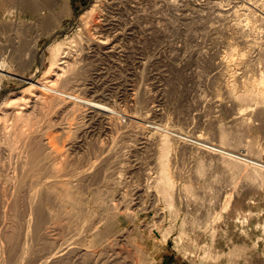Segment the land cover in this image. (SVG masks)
<instances>
[{
	"label": "rangeland",
	"instance_id": "1",
	"mask_svg": "<svg viewBox=\"0 0 264 264\" xmlns=\"http://www.w3.org/2000/svg\"><path fill=\"white\" fill-rule=\"evenodd\" d=\"M32 1L33 2H31V0H0V62H5L8 69L11 71L10 75H12L13 77L12 78L11 76L10 77L0 76V86L2 88L0 90L1 101L4 100L2 98L6 97L8 92H18V91L20 92L22 89L28 87L27 82L29 81L24 83L21 81V79L24 78L28 79L29 77L35 76L34 80L36 81L38 79L43 78L45 72L50 67L51 52L47 49V46L50 44L52 40H57L60 43L66 44L65 46H77L79 50L77 49L78 50L77 52H73L71 59L78 60L79 62L78 64V67L80 69L79 78L81 79L82 82L84 80L89 79L90 77L91 79L94 78L92 80L95 81V83L97 84L96 86L99 89H102V91L101 90L100 91L104 93L103 95L106 97L102 101L103 103H107L106 101H108L109 103L107 104H109V106L111 105L114 106L115 103L114 108L117 107L116 105H119L118 107H120V108L117 107V110L119 109L123 111L125 110V112L131 114L135 112V114L133 115L139 116L138 114L141 113L140 111L141 109L140 110L134 109L135 105L133 104L134 102L132 98H133V94L138 90V87L140 88L142 86L141 87L142 89L144 90L147 89L146 94L148 93L149 99H151V101L153 100L154 102H156V105L160 104L158 109L160 110L161 113L165 114L163 116L164 118L158 117L156 119L158 120L156 121V123H159L161 124V126L170 128L172 130H178L179 132H182L186 135H199L198 134L199 132L204 133L207 137H209V139H211L210 140L211 142L213 143L215 142L216 144H219L221 142L219 136L220 131H225L228 135V138L225 140L226 148L232 149L237 154L242 153L243 155H245L247 153L249 156L257 159V161L264 163V114L254 113L247 117V122L251 126L249 131H243L239 126H236L233 123V120L238 116L240 117L241 115L246 114L247 110L249 111V112L247 111V113H250V110H252L254 106L249 108L246 106L240 107L239 105L233 110L232 108H228V109L223 108L222 110V108L216 107L214 103L215 100L213 99L215 98V95L219 97L218 94L221 95L222 92L218 91L219 89L217 88V85L214 84L213 81L209 78L210 76H212L210 69L211 67L210 64L212 63H210L209 59L205 60L206 58H203L204 56H202L203 52H208L210 56L211 54H215V52L216 53L221 52L220 50L221 48L222 49V53H220L221 56L226 57L227 55L229 56L230 54V58L228 59L232 58L231 60L234 61L233 64H235L236 62L234 68L235 71L237 72H234L233 76L230 77L231 80H234V77L237 75V73H238L237 75L238 80L242 82L251 80V77L252 79L254 77H255L254 79L256 78L258 79L259 76L263 74L262 72H264V61H263L264 58L261 61L258 59L259 62L256 61L257 63L256 62L252 63V66L249 63L243 65L244 67L247 65L246 66L247 70L244 69V67L240 63L241 62L243 63L245 59V58L243 59V57H246V56H242L243 53L246 54L245 52L246 50H248L247 45L243 43L245 40L253 41L256 38L254 42L259 43V41H261L260 45H262V47L264 46V40H263L264 22L263 20H261L263 22L262 23L260 19L258 20L256 18L257 14L260 15L261 13V16L264 15V0H259V2L258 0H248V1L221 0L222 2H219L220 0H218V2L217 0L216 1L215 0H206V1L205 0H173L175 2L178 1V3L177 2L176 3L177 4L180 3L179 6L181 5L182 6L181 7L178 6L177 9H172V10L168 9L169 11H167V7L164 5V2H162V0L161 1L142 0L143 6L141 5V9L142 10L144 9L145 12L143 10V12H141L140 14L144 13L145 19L144 18L140 19L138 21L139 23L135 21V19L133 20L135 21L134 24L137 25V26L134 25L135 28H133L134 29L133 32L131 31L129 32L127 31V29L128 27H130L129 22H131L130 21L131 17L134 18L136 16L134 15L136 13L132 12L130 8V5H133L134 1L136 0H132V1L131 0H121V1L120 0H32ZM113 1L114 3H112ZM34 2L36 3L35 5ZM126 2H130V3H126ZM210 2L212 3L215 2V3L211 4ZM162 3L164 8L162 6H158V4L161 5ZM209 3L212 7L211 8L209 6L210 10H208ZM183 4L186 6V8ZM109 5H111L112 7ZM217 5H219L220 7ZM36 6H39L38 9H35ZM94 6L97 7L94 8ZM116 6L117 8H119L120 11L115 10L117 9ZM158 7L161 8L158 9ZM183 7L185 9H183ZM188 7L189 9L191 7H194L191 8V10L197 9L200 10V12L202 11L203 14L197 10L196 13L193 10L190 11L188 10ZM213 7L215 8V11H212L214 10ZM204 8H206L205 11L203 10ZM216 8H219L220 10ZM223 8H224V12H223ZM225 8H228L226 9L227 11L225 10ZM125 9L127 10L125 11ZM230 10L232 13L230 12ZM128 12H131L132 14ZM187 12L191 16L195 15L196 17L197 16L202 17L203 22H205L206 18L209 19L210 15L213 16V14L215 15L218 12H219L218 14L223 13L224 17H220L218 14H216V16L212 18L213 21L210 18V21L212 22L211 24L209 20H206L205 25L203 22L198 21L199 22L198 24H200V26H198V24L196 23L194 24V27L188 28V26L185 25L183 28L184 25L183 21H181V26H180L179 23L180 20H178L176 15L178 17L181 14L189 15ZM226 12L229 18L227 17ZM251 12L253 14L249 15V13ZM104 13H107L108 16L111 15L110 17L113 16L115 17V15H117L115 18L117 17L120 18L119 19L120 21L118 22L120 29H118L116 32L115 30L104 31L103 29L104 27L102 26L103 28H101V25L102 24L104 25V22L100 21L102 20V16L104 15ZM174 13H176V15ZM173 16L176 18L173 19ZM248 17L251 18L250 21H248L249 19ZM234 18L236 19L234 20ZM226 20L229 21L228 24L227 22L225 23ZM174 22L179 23V24L177 23L178 27L180 26L179 29L176 30L172 28L174 26L173 25ZM216 22L218 23V25ZM260 23L262 24L263 27L262 26L259 27V25H261ZM160 24L161 25L163 24V26H161ZM164 25H166V27ZM206 25H208L207 27L210 28L206 29L207 28ZM140 26L142 28L141 29L142 31L139 29ZM159 26L160 29H162L166 33V35L164 32L162 34L161 32H157L155 30H153V32L151 30H148V28L151 27L152 28L158 27L159 29ZM212 26L215 27L218 26L224 29H220L218 27L212 29L211 28ZM224 26L228 27L229 29L225 28ZM95 27L99 32L98 34ZM121 27L123 29H121ZM185 28L187 31H185ZM217 28L219 29V31L220 30L221 31L219 32ZM99 29L100 30L102 29L103 32L102 30L100 31ZM189 29H191L192 31H190ZM194 29L195 30L198 29L196 31L197 33L193 31ZM211 29L213 31L215 30L216 32L214 31L213 34ZM118 31H120L119 33L122 34L123 33L125 34L127 32L126 35L123 37L124 39L121 40L120 38H117L118 36L117 37L114 36V39L112 38L113 35L118 33ZM186 32H188L187 35ZM207 32L209 34H207ZM193 34H196L198 36L197 38H195L196 40L193 41L194 44L192 42L193 39L191 38ZM228 34L229 37L227 36ZM98 35L99 36L107 35L108 37L105 38L103 36L102 39ZM185 35L187 36L188 40H186ZM199 36L202 38H199ZM213 36H215L216 39ZM208 37H210V39ZM246 37L249 38L247 39ZM259 37L261 40L259 39ZM184 38L186 41H183ZM207 38L211 42L209 40L206 41ZM225 38L226 39L228 38L230 42L227 41L228 39L226 40ZM79 39L82 40L80 44H79ZM198 39L201 40L202 42H200ZM218 39H220V41ZM231 39L235 41L232 43ZM98 40L99 41L106 40L108 41V43L113 41L110 44L113 45L114 43L115 44L119 43L118 45L119 47H117V49L114 51L115 54L113 52L109 54L107 53L108 52L107 49L101 47L97 48L94 45L93 42L95 41L98 42ZM207 42H209V44ZM225 44L226 46L228 45L230 49L226 48ZM210 45H212L214 48L217 49L213 50L212 46ZM174 46L175 48H173ZM194 46L197 47L194 48ZM203 47L207 51L203 50L204 49ZM210 47L212 48V50ZM74 49L76 51L75 47ZM231 49L232 51L234 50L235 52L232 53ZM185 50L187 51V53ZM226 50L229 51V54H227L228 52ZM36 51H39L37 55L35 54ZM116 51L118 53H116ZM193 51L194 53H192ZM223 51H226L227 53L226 52L223 53ZM41 54L43 55L41 56ZM199 55L202 56V60H204V62H202L201 56ZM254 55H255L254 57H258L257 53H255ZM194 56L197 58H195ZM146 59H148L147 65H145L144 67L140 64V62H146ZM238 68L239 69L243 68V69L239 70ZM196 73L198 75H195ZM255 73L259 74V76L256 75ZM56 79L57 77L52 78V80H56ZM240 83L241 82H238L239 87L240 85L242 86V83L241 84ZM213 85H215L214 87H216V89L213 87ZM59 86H63V83L60 82ZM197 86L201 88L199 89V87ZM205 96L208 98L206 99ZM29 105L31 106L33 105V103ZM237 108L239 109L237 110ZM87 111L84 112L85 115L84 114H82V116L78 115L74 120L70 117L72 111H69L68 109L65 108H59L56 106H51L48 108H41V109L28 108L26 111L27 113H30L29 116L30 124L24 128L26 133L30 132L38 136L45 135L44 137L46 136L52 137L54 143L59 148V150L61 152L63 151L64 153L67 152V155L70 157V159L68 157V161H69L68 164L66 162L67 159L66 153L65 154L62 153L64 156L63 155L58 156L60 171L66 168L64 172L63 171L62 172L59 171V172L61 173V176H63L64 173L65 176L71 175V177H74V179H72L69 176L66 177L67 179L64 178V180L60 181L62 177L59 174L60 180L59 179L57 180L59 181V183L60 182L61 183L58 185L59 186L62 185L64 182H67L66 180H69L70 178L71 179L69 182H72L73 180H75V176H77L75 175V171L79 172L84 169H88L93 164L95 167L96 166L98 167V169L94 167L96 171L102 169V171L105 172L106 174L108 171L109 173L110 171L112 173V172H117L119 170H132L133 173L136 172L137 173L131 177L128 175V176H124L125 178L122 177L119 179H117L116 177H109V173L106 175L107 176L106 178L104 176L102 177V175L96 177L94 176L93 178L92 176H88L89 178L79 176L80 178L77 177L79 179L76 178L78 181L75 180L77 185L74 183V181L72 183L73 185L71 186V188L74 185L75 188L73 187L74 188L73 190L69 188L66 189V190L68 189L71 190L70 192L66 191L63 193V192H59L61 191L59 190V191H55V193L57 192L58 195L55 194L54 192H52L51 195L52 194L55 195L51 196L50 194H48L52 198L55 197L54 198L55 200H59V198H61L62 196L66 197L67 195H69L67 196L68 198L69 197L72 198L73 196L76 197V198L73 197L72 199L62 197V199H64L66 202L62 199L59 200V202H56L54 199L51 198L52 200L55 201V202H51V199L48 196L53 208L51 209V207H49V209L52 210V211L49 210V212L51 213L57 212L58 214L59 211L60 212L65 211L68 213V215L70 214V216H67L66 214H62V216L63 215L64 216L61 217V214L59 212L58 214L59 216L56 218L59 220H57L56 223L54 222L55 224L51 223V225L53 224V226L48 224V226H51V228L54 229V230L52 229V231L54 232H50V234L55 235L56 233L55 236H52L56 240L54 245L55 251H59L58 255L62 253L61 257L64 260V261L62 260V262H60L59 264H109V263L110 264H264V171H256V170L248 169L246 167H238L237 165L229 161H224V160L221 161L215 157L210 158L209 156L207 157L201 155L200 153L197 152V150H194L192 148L190 149L189 147L177 145V147H179V149L181 147V149L179 150L177 148V150H175L176 152H174L173 156L171 157L172 162L170 163V170L177 184L176 190L177 189L180 190L177 192L175 191L176 192L174 196L175 205L172 207V210H170V208L166 205L165 200H162L164 197L162 196L161 193H160L161 195H159L157 190L156 192H154L155 188L152 189L151 187L148 189L146 187L147 185H144L147 184V182L146 179L143 178L142 174L145 172L152 174L156 172V170L158 169L157 166L158 163L157 161L155 162L156 148L151 146L145 147L144 144H140L141 142H143V140H141L143 138V135L147 137V134L149 136L152 133H148V131H144V130H142V132L144 131L142 133L141 129L139 127L137 128L136 126L131 127L129 129H123L122 131L120 130L121 132L117 131L118 133H116L114 132V130H107L106 128L104 129L103 127L104 124H102L101 127V124H99L101 117H99V119L97 117L94 118L96 121L93 125L90 126L87 121L89 120L90 116H92V113H89L90 111L89 112ZM78 113H83V112L81 111ZM11 122L12 121H9L8 123ZM126 122H127V118H123L121 120L122 124H126ZM8 123L5 122L6 125ZM50 123L51 124L54 123L52 124L54 128L50 126ZM81 123H83L84 125H82ZM95 124L97 126H95ZM80 126L82 127L80 128ZM79 128L80 131L78 132ZM17 129L18 128H16V130ZM136 129H138V132ZM70 131H72L73 133H71ZM75 131L78 132V133L76 132L78 135L75 133ZM96 131H100V132L98 133ZM111 131L112 133L115 134H111ZM103 132H105V134ZM92 134H94L95 137ZM80 136L82 138H80ZM92 137H94V139H92ZM97 137H101V138L98 139ZM102 138H107L108 140L107 139L103 140ZM100 140L101 142H99ZM137 141L139 144L137 143ZM22 144H23V140L17 143L18 148L14 149L13 151L14 159L11 161L12 165L7 166L6 173L11 176L14 175V172L16 170L15 166L18 157L17 155L20 153ZM80 144H84L85 146ZM82 146L86 147V149L83 148ZM247 146H249V152L243 149L245 147L246 149H248ZM72 147L74 148V150ZM65 148L66 149L69 148V149L66 150ZM82 149L84 150L82 151ZM96 149L99 150V152ZM86 150H89L90 153ZM85 151L87 155L89 153L88 155L89 158L84 153ZM103 152L105 153L103 154ZM82 153H84L85 155ZM96 153L98 154L100 153L102 155H99V158L97 159H93L97 157V156L93 157L94 155H96ZM80 155L82 157L81 159L79 158ZM103 155L106 156L104 157L107 158L106 160H102ZM108 155L110 158L109 160H108ZM117 155L118 157H116ZM74 156H78V158ZM61 157L62 159L63 157L64 159L66 158L65 162L64 160L62 161V159H60ZM77 159H80L81 161L80 160L78 161ZM113 159L116 161L118 160L120 162H115ZM59 160H61L64 164L65 163L66 164L62 165L63 163ZM96 160H99V163L104 161L105 163H100L99 165V163ZM106 161L107 162L109 161V164H107ZM95 162H97L98 165ZM102 164H107V166L109 165L107 171H104V169L105 170L107 169L106 168L107 166L106 165L103 166ZM60 165H62L63 168H61ZM125 166L126 168H124ZM78 167H80V169ZM109 167H111V169ZM69 172H71V174ZM73 174L74 176H72ZM100 176L101 178H99ZM107 178L108 179L112 178V179H109L110 181H108ZM114 178H116L118 182ZM114 180H116V182ZM119 180H121L120 182H122V184L119 183ZM46 182L47 181L43 182L44 187L45 185L48 186ZM150 182L152 181L150 180L149 183ZM78 185H80L81 187H79ZM115 185L118 188L113 190ZM76 186L77 188L79 187L78 191H76L77 190ZM135 187L137 189H141V188L143 189L139 190L138 192L136 191L137 189ZM46 192L47 190H44L45 194ZM67 192L68 193L72 192L73 195L72 193L67 194ZM61 193L63 194L61 195ZM122 193L126 194L125 199L127 198L129 201L127 199L123 200L122 198H120L122 197L121 196ZM139 194L142 196L138 198ZM157 196L158 198H156ZM73 199H74L73 201L74 203L72 202V204H70L71 203L70 200ZM112 199H114V203L118 205V209L120 210L119 214L120 213L121 214L119 215V218L114 219V221L108 222L106 221V219L110 217V213L107 212L108 209H110L109 203L111 204L110 200ZM75 200L77 201L75 202ZM67 202H70L69 205ZM59 204L61 206L64 205L65 207L63 206L64 207L63 208ZM72 205L73 206L76 205L74 207L76 208L75 211L74 208H72L73 207ZM96 205L98 206L96 207ZM54 208H56V211L54 210ZM69 209L70 211H68ZM96 211L99 213H97ZM49 212L46 213L48 214ZM80 212H82L81 215ZM71 213L72 214L75 213V214L72 215ZM79 215L80 217L83 215L81 217L82 219L79 218ZM70 217L71 219H69ZM87 217H89L88 220ZM84 219H85V223L83 222ZM94 219L95 221L96 220L97 221L95 222ZM79 221L81 222L79 223ZM86 221L90 223V224L88 223L89 225H91L92 223V226L95 229H100L103 232L107 233L110 236L109 238L110 241L108 242L105 241L104 244L101 241L100 244V241L93 239L94 237L92 231L91 233L89 231L90 228L93 227L88 225V227L90 228H85L87 227V225H85L87 224ZM51 228L49 227L50 231ZM84 228L86 229V231H84L85 237L82 234L83 233L82 231L85 230ZM152 228L153 229L158 228L161 230L169 229L171 232L168 239L166 241H163V239L156 238L155 235L152 234L151 232V230H153ZM80 230L81 232L79 233L78 231ZM60 231H62L63 233ZM92 240L95 242H93ZM97 242L99 243V245ZM59 244H61L63 248ZM107 244L110 246H108ZM118 245L120 246L118 247ZM78 248L87 251L88 256L86 255L84 258H81L83 256L81 255V253H79ZM46 253H48V251L45 252V254Z\"/></svg>",
	"mask_w": 264,
	"mask_h": 264
},
{
	"label": "bare ground",
	"instance_id": "2",
	"mask_svg": "<svg viewBox=\"0 0 264 264\" xmlns=\"http://www.w3.org/2000/svg\"><path fill=\"white\" fill-rule=\"evenodd\" d=\"M121 1V0H120ZM132 1V0H131ZM144 1V0H143ZM148 1V0H147ZM157 1V0H156ZM161 1V0H160ZM206 1V0H205ZM216 1V0H215ZM226 1V0H224ZM230 1V0H229ZM248 1V0H247ZM31 2H33L31 0ZM162 2H164V5L167 7V11H169L170 9H177L178 6L180 5L177 4L178 1H169V0H162ZM181 2V1H180ZM187 2V1H186ZM191 2V1H190ZM189 2V3H190ZM195 2V1H194ZM209 2V1H208ZM207 2V4H208ZM218 2V0H217ZM219 2H222L221 0ZM237 2V1H236ZM259 2V0H258ZM114 3V1L112 2ZM126 3H130V2H126ZM182 3V2H181ZM192 3V2H191ZM211 4L215 3V2H210ZM208 5V10H210V7L211 5ZM240 3V2H239ZM244 3V2H243ZM249 3V2H248ZM247 3V4H248ZM36 3L34 2V5ZM41 4V3H40ZM157 4V3H156ZM160 4V3H159ZM158 6H162L163 7V3L161 5ZM196 4V3H195ZM220 4V3H219ZM228 4V3H227ZM32 5V4H31ZM141 5H142V0H136L134 1V4L133 5H130V8H131V11L136 13L134 15H136L134 18L131 17L130 21L129 22V26L127 31H131L133 32L135 28L134 27V22L135 21H139L140 19L144 18V13L140 14L141 12H143V10L141 9ZM184 5V4H183ZM216 5V4H215ZM221 5V4H220ZM225 5V4H224ZM261 5V4H260ZM111 6V5H109ZM125 6V5H124ZM143 6V5H142ZM182 6V5H181ZM179 6V7H181ZM185 6V5H184ZM188 6V5H187ZM197 6V5H196ZM203 6V5H202ZM210 6V7H209ZM219 6V5H217ZM222 6V5H221ZM241 6V5H240ZM39 6H36L35 9H38ZM97 7V6H94V8ZM112 7V6H111ZM127 7V5H126ZM155 7V6H154ZM157 7V6H156ZM201 7V6H200ZM204 7V6H203ZM220 7V6H219ZM236 7V5H235ZM117 8V6H116ZM124 8V7H123ZM161 8V7H158V9ZM164 8V7H163ZM162 8V9H163ZM186 8V6H185ZM183 7V9H185ZM191 8H194V7H191ZM191 8L189 9L188 7V10L190 11H195L196 13V10L192 9ZM212 8V7H211ZM214 8V7H213ZM114 9V8H113ZM166 9V8H165ZM164 9V10H165ZM169 9V10H168ZM180 9V8H179ZM182 9V8H181ZM201 9V8H200ZM216 9H219V8H216ZM228 9V8H225V10ZM249 9V8H248ZM107 10V9H106ZM105 10V11H106ZM111 10V9H109ZM115 10H119V8L115 9ZM127 9H125L126 11ZM161 10V9H160ZM162 10V11H164ZM204 11L206 10V8L203 9ZM220 10V9H219ZM217 10V11H219ZM257 10V9H255ZM124 11V10H123ZM150 11V10H149ZM180 11V10H179ZM184 11V10H183ZM200 12V10H197ZM212 11H215V8L214 10ZM216 11V12H217ZM227 11V10H226ZM251 11V10H250ZM254 11V10H253ZM252 11V12H253ZM259 11V10H257ZM261 11V10H260ZM102 12V11H101ZM110 12V11H109ZM115 12V11H114ZM145 12V10H144ZM160 12V11H158ZM172 12V11H171ZM175 12V10H174ZM198 12V13H199ZM209 12V11H208ZM221 12V11H219ZM218 12V13H219ZM223 12H224V8H223ZM231 12V10H230ZM229 12V13H230ZM244 12V11H243ZM249 13V15L253 14V13ZM263 12V11H262ZM117 13V12H116ZM119 13V12H118ZM128 13H131V12H128ZM177 13V12H176ZM176 13H174L176 15ZM183 13V12H182ZM188 13V12H187ZM190 13H193V12H190ZM202 13V11L200 12ZM199 13V14H200ZM216 13V14H218ZM228 13V14H229ZM232 13V12H231ZM256 13V12H255ZM259 13V12H258ZM122 14V13H121ZM125 14V13H124ZM132 14V13H131ZM159 14V13H158ZM173 14V15H174ZM178 14V13H177ZM181 14V13H180ZM179 14V15H180ZM189 14V13H188ZM203 14V13H202ZM201 14V15H202ZM212 14V13H211ZM216 14L213 16L210 15V18L211 20L213 21V17L216 16ZM174 15V16H175ZM193 15V14H192ZM200 15V16H201ZM206 15V14H205ZM220 17H224V14L223 13H220L218 14ZM217 15V16H218ZM226 15H227V12H226ZM225 15V16H226ZM238 15V14H237ZM255 15V14H254ZM102 16V15H100ZM111 16V15H110ZM107 15V13H104V15L102 16V22H104V25L102 24L101 25V28L104 29V31H109V30H115V32L120 29L119 28V19L120 18H115L117 15H115V17H110ZM150 16V15H149ZM173 16V19L174 18H178L179 23H180V26H181V21H183V28L184 26H188L189 27H194V24H198L199 22H203V18L202 17H196L195 15L194 16H191L190 14L189 15H184V14H181L179 17L176 15V17ZM209 16V15H208ZM212 16V17H211ZM218 16V17H219ZM230 16V15H229ZM245 16V14H244ZM164 17V15H163ZM172 17V16H171ZM228 17V15H227ZM252 17V16H251ZM99 18V17H98ZM160 18V17H159ZM166 18V17H165ZM206 18V17H205ZM204 18V19H205ZM210 18L206 20H209L210 21ZM229 18V17H228ZM248 21H250V17H248ZM258 20L260 19L263 20L264 22V15L261 16V13L260 15L257 14V17H256ZM135 19V21H133ZM145 19V18H144ZM170 19V17H169ZM222 19V18H221ZM236 18H234L235 20ZM247 19V18H246ZM253 19V18H252ZM256 19V20H257ZM165 20V19H164ZM177 20V19H176ZM205 20V22H206ZM224 20V18H223ZM155 21V20H153ZM158 21V20H157ZM199 21V22H198ZM217 21V19H216ZM170 22V21H169ZM205 22L204 25H205ZM208 22V21H207ZM222 22V21H221ZM227 22L228 24V20L225 21V23ZM247 22V21H246ZM262 22V21H261ZM262 22V23H263ZM139 23V22H138ZM155 23V22H154ZM167 23V22H166ZM175 23V22H174ZM173 23V27L174 29H179L178 27V24ZM209 23V22H208ZM212 22L210 21V24ZM217 23V22H216ZM250 23V22H249ZM100 24V23H99ZM122 24V23H121ZM120 24V25H121ZM147 24V23H146ZM159 24V23H158ZM157 24V26H158ZM170 24V23H169ZM172 24V23H171ZM177 24V25H176ZM261 24V23H260ZM264 24V23H263ZM125 25V24H124ZM141 25V24H140ZM161 25V24H160ZM203 25V24H202ZM203 25V26H204ZM215 25V24H213ZM218 25V23H217ZM223 25V24H221ZM100 26V25H99ZM103 26V27H102ZM137 26V25H135ZM142 26V25H141ZM140 26V30L142 29ZM144 26V25H143ZM156 26V25H155ZM163 26V24L161 25ZM166 27V25H164ZM198 26H200V24H198ZM208 25H206L207 27ZM210 26V25H209ZM229 26V25H228ZM241 26V25H240ZM262 26L259 25V27ZM264 26V25H263ZM262 26V27H263ZM196 27V26H195ZM202 27V26H201ZM200 27V28H201ZM218 27V26H216ZM215 26H212L211 28H216ZM225 28L229 29L228 27L224 26ZM232 27V26H231ZM235 27V26H234ZM261 27V28H262ZM96 28V27H95ZM100 28V27H98ZM126 28V27H125ZM154 28V27H153ZM152 27L151 28H148V30H151L153 32V30L157 31V32H161L163 34V30L160 29V26H159V29L158 27L154 28L153 29ZM182 28V29H183ZM187 28V27H186ZM185 28V31H187ZM187 28V29H188ZM197 28V27H196ZM195 28V29H196ZM210 28V27H209ZM208 27L206 29H209ZM220 28V27H218ZM217 28V30L219 31V29ZM240 28V27H239ZM238 28V29H239ZM245 28V27H244ZM260 28V30H261ZM121 29H123L121 27ZM181 29V28H180ZM193 30V31H197V30ZM205 29V30H206ZM211 29V31L213 32L214 34V31ZM220 29H224V28H220ZM259 29V28H258ZM100 30V29H99ZM102 30V29H101ZM100 30V31H101ZM139 30V31H140ZM144 30V29H143ZM169 30V29H168ZM190 31H192L191 29H189ZM204 30V31H205ZM259 30V31H260ZM96 31H97V34L99 33L97 28H96ZM142 31V30H141ZM140 31V32H141ZM150 31V32H151ZM184 31V32H185ZM207 31V30H206ZM209 31V30H208ZM221 31V30H220ZM219 31V32H220ZM226 31V30H225ZM233 31V30H232ZM241 31V30H239ZM103 32V30H102ZM120 31H118L117 34L113 35V39H114V36L117 37V38H120L121 40L124 39L123 37L126 35V33L122 34V33H119ZM181 32V31H180ZM183 32V33H184ZM199 32H202V31H199ZM216 32V31H215ZM243 32V31H242ZM241 32V33H242ZM251 32V31H250ZM258 32V31H257ZM114 33V32H112ZM139 33V32H138ZM145 33V32H144ZM149 33V32H148ZM165 33V32H164ZM191 33V32H190ZM197 33V32H196ZM205 33V32H204ZM229 33V32H228ZM238 33V32H237ZM254 33V32H253ZM256 33V32H255ZM264 33V32H263ZM111 34V33H109ZM108 34V35H109ZM122 34V36H121ZM129 34V33H128ZM127 34V35H128ZM133 34V33H132ZM130 34V35H132ZM150 34V33H149ZM148 34V36H149ZM168 34V33H167ZM181 34V33H180ZM188 34V32H186V35ZM207 34H209L207 32ZM218 34V33H217ZM235 34V33H233ZM232 34V35H233ZM261 34V33H260ZM120 35V36H119ZM144 35V34H143ZM142 35V36H143ZM151 35V34H150ZM166 35V33H165ZM184 35V34H183ZM185 35V36H186ZM191 35V34H190ZM189 35V36H190ZM200 35V34H198ZM203 35V34H202ZM220 35V33H219ZM218 35V36H219ZM223 35V34H222ZM221 35V36H222ZM262 35V34H261ZM99 36V35H98ZM104 36V35H103ZM103 36H99L100 38H102ZM162 36V35H161ZM182 36V35H181ZM184 36V37H185ZM209 36V35H207ZM216 36V35H215ZM215 36H213L215 38ZM229 37V34L227 35ZM234 36V35H233ZM239 36V35H238ZM244 36V35H243ZM247 36V35H246ZM98 37V38H99ZM105 38L108 37L107 35L104 36ZM129 37V36H128ZM134 37V36H133ZM168 37V36H167ZM166 37V38H167ZM191 37V36H190ZM198 36L196 34H193L192 35V42L194 40H196L195 38H197ZM217 37V36H216ZM225 37V36H224ZM223 37V38H224ZM237 37V35H236ZM99 38V39H100ZM151 38V37H150ZM155 38V37H154ZM164 38V39H166ZM186 40L187 39V36L185 37ZM184 38L183 41H186ZM189 38V37H188ZM199 38H202L199 36ZM204 38V36H203ZM210 39V37H208ZM207 38L206 41H208L209 39ZM212 38V37H211ZM232 38V37H230ZM245 38V37H244ZM247 38V37H246ZM249 38V37H248ZM247 38V39H248ZM262 38V37H261ZM95 39V38H94ZM93 39V40H94ZM97 39V38H96ZM103 39V38H102ZM110 39V38H109ZM112 39V40H113ZM129 39V38H128ZM143 39V38H142ZM177 39V38H176ZM179 39V38H178ZM216 39V38H215ZM222 39V38H221ZM226 39V38H225ZM228 39V38H227ZM226 39V40H227ZM241 39V37H240ZM256 39V38H255ZM254 39V40H255ZM260 39V37H259ZM108 40V39H107ZM118 40V39H117ZM191 40V39H189ZM199 40V39H198ZM197 40V41H198ZM220 41V39H218ZM232 40V43L235 41ZM238 40V39H237ZM251 41V40H245L243 43L247 45V49L246 50V54L243 53L242 56H246V57H243L244 61L243 63L241 62L240 64L245 65V64H251L252 66V63L254 62H259L258 59L261 61L263 60L264 58V46L262 47V45H260V42L259 43H256ZM261 40V39H260ZM264 40V39H263ZM82 40L79 39V44ZM88 41V40H87ZM109 41V40H108ZM108 41H95L93 42L94 45L99 48H105L107 49V53H111L117 49V47H119V43L118 44H113L111 45L110 43H108ZM200 42H202L201 40H199ZM198 41V42H199ZM205 41V39H204ZM210 41V40H209ZM213 41V39H212ZM218 41V42H219ZM227 41L230 42V40L228 39ZM226 41V42H227ZM75 42V41H74ZM90 42V43H92ZM189 42V41H188ZM191 42V41H190ZM199 42V43H200ZM211 42V41H210ZM215 42V41H214ZM237 42V41H236ZM86 43V42H85ZM172 43V42H171ZM175 43V42H174ZM179 43V42H178ZM209 44V42H207ZM222 43V41H221ZM220 43V44H221ZM176 44V43H175ZM194 44V42H193ZM212 44V43H211ZM216 44V43H215ZM219 44V43H218ZM237 44V43H236ZM66 44H63V43H60L58 42L57 40H52L50 42V44L47 46V49L51 52V59H50V67L49 69L45 72L43 78L41 79H38V80H34L35 76H32V77H29L28 79H21L22 82H27L28 84V87L22 89L20 92H8V94L6 95V97L2 98L4 99L3 101L0 100V264H59L60 262H62V253L60 255L59 254V251H55V248H54V245H55V239L52 237V236H55V235H51L50 232H54L52 231L53 228H51V226H53V224L51 225V223H56L57 220L59 219H56L59 215V212L57 214V212H49L52 211L51 209L52 208V204L51 202H59V200L63 198H68L67 195L66 197L65 196H62L61 198H59V200H55L54 198L55 197H51L52 195H55L57 194V192L55 193V191H59V192H70L71 190L69 189H74L75 185L71 188V186L73 185V181L74 183L76 184L75 180L79 179L81 176L82 177H88V176H92V178L95 176H99V175H102V177L104 176L105 178L107 177L106 175L109 173V171L107 172V174L105 172L101 170H95L94 169V164L90 166V168L88 169H84L82 171H75V180H71L72 182H69L70 179H74V177H71V175H67L65 176L64 173H63V176H61V173L60 172H64V170L66 168H64V170L60 171V168H59V162H58V156H62L63 154L66 153V162L69 164V161H68V155H67V152H61L59 150V148L56 146V144L54 143V140L52 139V137L50 136H46L44 137L43 135L41 136H38V135H34L33 133H26L25 131V127L28 126L30 124V119H29V116H30V113H27V109L28 108H48V107H51V106H56V107H59V108H65V109H68L69 111H72L70 117L74 120L76 119V117L79 115V116H82V114H84L85 111L89 112V113H92V116H90L89 120L87 121L88 124L91 126L95 123V119L94 118H98L101 117L100 121H99V124H101V127H102V124H104V129L106 128L107 130H114V132L118 133V132H121L123 129H129L131 127H134L136 126L137 128L139 127L141 129V132L142 130L144 131H148V133H152L148 136L147 134V137H145L143 135V138L141 140H143V142H141L140 144H144L145 147L147 146H151V147H155L156 148V160L155 162L157 161L158 163V169L156 170V172L154 173H148V172H145L142 174L143 178L146 179V182L147 184H144V185H147L146 187L149 189L152 187L155 188L154 192H157L159 193V195L162 194V196L164 197L162 200H165V203L166 205L170 208V210H172V207L175 205L174 203V196H175V193L177 191H179L178 189L176 190L177 188V184L174 180V177H173V174L170 170V163L172 162L171 161V157L173 156L174 152H176L175 150H177V148L179 149V147H177V145H180V146H184V147H189L190 149H194V150H197L198 153H200L201 155H204V156H209L210 158L211 157H215V158H218V160H221V161H229L235 165H237L238 167H246L248 169H251V170H256V171H264V163H261L259 161H257V159L249 156L247 153L245 155H243L242 153H236L234 152L232 149H228L225 147V140L228 138V135L225 131H220V139H221V142L219 144H216L215 142H211L209 139V137H207L204 133H198L199 135H186L182 132H179L178 130H172L170 128H167V127H163L161 126V124L159 123H156V120L158 117H162L164 118L163 116L165 115L164 113H161L160 110L158 109L159 105H156V102H153L151 101V99H149V96H148V93L146 94V90L142 89L141 87L139 88L138 87V90L133 94V105L136 109V110H140L141 113H139L138 115L139 116H134L133 114L134 113H127L125 112V110H117V107L119 105H116L117 107L114 108L115 106V103H114V106L111 105L109 106V103L108 101H106L107 103H103L102 101L106 98L102 93V89H99L95 83L94 78L91 79V77L87 80H84L83 82L81 81V79L79 78L80 76V73H79V67H78V60H73L71 59L72 58V55H73V52H77L79 49L77 48V46H65ZM89 45V44H88ZM174 45V44H173ZM196 45H197V42H196ZM201 45V44H200ZM199 45V46H200ZM203 45V44H202ZM206 45V44H204ZM231 45V44H230ZM233 45V44H232ZM122 46V45H120ZM171 46V45H170ZM180 46V45H179ZM186 46V45H185ZM212 46V45H210ZM219 46V45H218ZM221 46V45H220ZM224 46V45H223ZM226 46V44H225ZM228 46V45H227ZM226 48H229V46ZM239 46V45H238ZM74 47L76 48V51L74 49ZM124 47V46H123ZM177 47V46H176ZM184 47V45H183ZM187 47V46H186ZM189 47V46H188ZM197 47V46H194V48ZM201 47V46H200ZM207 47V46H206ZM121 48V47H120ZM172 48V47H171ZM175 48V46L173 47ZM204 48V47H203ZM202 48V49H203ZM211 48V47H210ZM213 50L214 49H217V48H214L212 46ZM211 48V50H212ZM219 48V47H218ZM234 48V47H232ZM243 48V47H242ZM36 49V48H35ZM78 49V50H77ZM89 49V48H88ZM188 49V48H187ZM186 49V50H187ZM197 49V48H196ZM195 49V50H196ZM208 49V48H207ZM230 49V48H229ZM237 49V48H236ZM246 49V47H245ZM92 50V49H91ZM94 50V49H93ZM176 50V49H175ZM185 50V51H186ZM193 50V49H192ZM199 50V49H198ZM203 50H206L205 48ZM209 50V49H208ZM221 52H215V54H211V56L209 55L208 52H203V51H200V52H203L202 56H204L203 58H206L205 60H210V69H211V74L212 76H210L209 78L213 81L214 84L217 85V88L219 89L218 91H221L222 94H218L219 97H217V95H215V98L213 100L214 103H215V106L216 107H219V108H223L224 109H228V108H232V110L234 108H236L237 106L240 105L241 106H246V107H253L252 110H250V113H247L246 111V114L244 115H241L240 117L238 116L237 118H235L233 120V123L236 125V126H239L243 131H249L251 126L250 124L247 122V117L254 114V113H261V114H264V72H262L263 74H261L259 76V74H256L259 76V78L257 79H252L251 77V80H248L249 81H239L238 78H237V75L234 77V80H231L230 77L233 76L234 72H237L235 71V64H233V60L231 59H228L230 58V54H229V51H223L226 52L227 54H229V56L227 57H224V56H221L220 53H222V49L220 48ZM224 50V49H223ZM120 51V50H118ZM122 51V50H121ZM178 51V50H177ZM207 51V50H206ZM217 51V50H216ZM232 51V49H231ZM39 51H36L35 54L37 55ZM105 52V51H104ZM184 52V50H183ZM197 52V51H195ZM235 52L234 50L232 51V53ZM238 52V51H237ZM240 52V51H239ZM106 53V54H107ZM116 53H118L116 51ZM127 53V52H126ZM162 53V52H161ZM187 53V51H186ZM194 53V51L192 52ZM208 53V54H207ZM214 53V52H213ZM231 53V52H230ZM255 53H257V56L258 57H254ZM115 54V53H114ZM196 54V53H195ZM193 54V55H195ZM201 54V53H200ZM236 54V53H235ZM43 54H41L42 56ZM121 55V54H120ZM192 55V56H193ZM224 55V54H223ZM226 55V54H225ZM233 55V54H232ZM231 55V56H232ZM240 55V56H241ZM201 56V55H199ZM202 56H201V60H202ZM236 56V55H234ZM238 56V55H237ZM74 57V56H73ZM153 57V56H152ZM158 57V56H157ZM195 57V56H194ZM144 58V57H142ZM197 58V57H195ZM238 58V57H236ZM242 58V57H241ZM149 59V58H148ZM146 59V62H140V64L142 66L145 67V65H147V60ZM182 59V58H181ZM190 59V58H189ZM199 59V58H198ZM144 60V59H143ZM152 60V58H151ZM151 60H150V63H151ZM240 60V59H239ZM145 61V60H144ZM190 61V60H189ZM197 61V60H196ZM199 61V60H198ZM242 61V59H241ZM264 61V60H263ZM139 62V61H138ZM149 62V61H148ZM202 62H204V60H202ZM208 62V61H207ZM240 62V61H239ZM256 62V63H257ZM155 63V62H154ZM255 63V64H256ZM261 63V62H260ZM153 64V62H152ZM262 64V63H261ZM133 65V64H132ZM238 65V64H237ZM254 65V64H253ZM121 66V65H120ZM247 66V65H246ZM246 66L244 67V69L247 70ZM250 66V68H251ZM255 66V65H254ZM258 66V65H257ZM119 67V66H118ZM148 67V66H147ZM123 68V67H122ZM143 68V67H142ZM194 68V67H193ZM198 68V67H196ZM253 68V67H252ZM257 68V67H255ZM126 69V68H125ZM145 69V68H144ZM239 69V68H238ZM240 69H243V68H240ZM239 69V70H240ZM199 70V69H198ZM237 70V69H236ZM242 71V70H241ZM244 71V70H243ZM262 71V70H261ZM58 72V73H57ZM193 72V71H192ZM248 73V72H247ZM11 74V71L8 69L7 65L5 64V62H0V76L1 77H12ZM134 74V72H133ZM132 74V75H133ZM199 74H200V71H199ZM236 74V73H235ZM195 75H198L197 73ZM252 75V74H251ZM129 76V75H128ZM194 76V75H193ZM244 76V75H243ZM246 76V75H245ZM21 77V76H20ZM54 77H57L56 80H52V78ZM131 77V76H130ZM203 77V76H202ZM13 78V77H12ZM15 78V76H14ZM122 78V77H121ZM129 78V77H128ZM198 78V77H197ZM245 78V77H243ZM108 79V78H107ZM139 79V78H138ZM206 79V78H204ZM242 79V78H241ZM119 80V79H118ZM20 81V82H21ZM193 81V80H192ZM209 81V80H208ZM63 83V86H59V84ZM118 82V81H117ZM238 82H241L242 83V86L240 85L239 87V84ZM196 83V82H195ZM205 83V82H204ZM240 83V84H241ZM22 84V83H21ZM115 84V83H114ZM139 84V83H138ZM211 84V83H210ZM70 85V86H69ZM205 85V84H204ZM203 85V86H204ZM68 86V87H66ZM130 86V85H129ZM215 85H213L214 87ZM71 87V88H70ZM131 87V86H130ZM199 87V86H197ZM209 87V86H208ZM70 88V89H69ZM113 88V87H112ZM118 88V87H117ZM121 88V87H120ZM137 88V87H136ZM201 87H199L200 89ZM204 88V87H203ZM216 89V87H214ZM213 88V89H214ZM1 86H0V90H1ZM108 89V88H107ZM206 89V87H205ZM212 89V87H211ZM210 89V90H211ZM243 89V90H242ZM101 90V91H100ZM133 90V89H132ZM204 90V89H203ZM104 91V90H103ZM212 91V90H211ZM217 91V92H218ZM113 92V91H112ZM133 92V91H132ZM159 92V91H158ZM197 92V91H196ZM210 92V91H209ZM207 93V92H206ZM215 93V91H214ZM220 93V92H219ZM109 94V93H108ZM132 94V93H130ZM129 94V95H130ZM200 94V93H199ZM202 94V93H201ZM106 95V94H105ZM111 95V94H110ZM125 95V94H124ZM211 95V94H210ZM199 96V95H198ZM131 97V96H130ZM201 97V96H200ZM206 97V96H205ZM111 98V97H110ZM128 98V97H127ZM208 97H206L207 99ZM117 99V98H116ZM108 100V99H107ZM111 100V99H110ZM113 100V99H112ZM203 101V99H202ZM105 102V101H104ZM114 102V101H113ZM206 102V101H205ZM33 103V105H29ZM111 103V101H110ZM211 104V102H210ZM120 108V107H118ZM162 108V107H161ZM85 109V110H83ZM144 111H143V110ZM239 108H237L238 110ZM134 110V111H136ZM231 110V111H232ZM83 112V113H78V112ZM127 111V110H126ZM243 112V111H242ZM249 112V111H248ZM88 113V114H89ZM61 115V114H60ZM85 115V114H84ZM93 115H96V116H93ZM87 116V115H86ZM89 117V116H88ZM171 117V116H170ZM80 118V117H79ZM82 118V117H81ZM123 118H127V122L126 124H122L121 123V120ZM214 118V117H213ZM85 119V118H83ZM87 119V118H86ZM82 120V119H81ZM155 120V121H154ZM162 120V119H161ZM174 120V118H173ZM9 121H12L11 123H8ZM76 121V120H75ZM164 121V120H163ZM5 122H7L8 124L6 125ZM79 123V122H78ZM5 124V125H4ZM54 124V123H52ZM52 124L50 123V126H52ZM62 124V123H61ZM70 124V123H69ZM82 125H84L83 123H81ZM79 124V125H81ZM97 124V123H96ZM95 124V126H97ZM159 124V125H158ZM232 124V123H231ZM57 125V124H56ZM60 125V124H58ZM170 125V124H169ZM70 126V125H69ZM167 126H168V123H167ZM53 127V126H52ZM51 127V128H52ZM79 127V126H78ZM82 126H80L81 128ZM85 127V126H84ZM89 127V126H88ZM94 127V126H93ZM92 127V128H93ZM100 127V128H101ZM171 127V126H170ZM16 128H20L19 130ZM54 128V127H53ZM52 128V129H53ZM80 128L78 129V132L80 131ZM173 128V127H172ZM199 128V127H198ZM201 128V127H200ZM98 129V127H97ZM139 129V130H140ZM74 130V129H73ZM83 130V129H81ZM94 130V129H93ZM100 130V129H99ZM121 130V131H120ZM134 130V129H132ZM137 132H138V129H136ZM69 131V130H68ZM92 131V129H91ZM95 131V130H94ZM93 131V132H94ZM118 131V132H117ZM143 131V132H144ZM200 131V130H199ZM71 133H73L72 131H70ZM77 131H75L76 133ZM77 132V133H78ZM96 132H100V131H96ZM108 132V131H107ZM131 132V131H130ZM134 132V131H133ZM140 132V131H139ZM142 132V133H143ZM204 132V131H203ZM76 133V134H77ZM87 133V132H86ZM105 134V132H103ZM110 133V132H109ZM125 133V132H124ZM147 133V132H146ZM192 133V132H191ZM67 134V133H66ZM90 134V133H89ZM88 134V135H89ZM101 134V133H100ZM108 134V133H107ZM111 134H115V133H112L111 131ZM123 134V133H122ZM65 135V134H64ZM78 135V134H77ZM94 136V134H92ZM118 135V134H117ZM120 135V133H119ZM127 135V134H126ZM68 136V135H67ZM83 136V135H81ZM80 136V138H82ZM91 136V135H90ZM99 136V134H98ZM102 136V135H101ZM105 136V135H104ZM107 136H110V135H107ZM116 136V135H115ZM130 136V135H129ZM128 136V137H129ZM23 137V138H22ZM79 137V136H78ZM77 137V138H78ZM88 137V136H87ZM86 137V138H87ZM95 137V136H94ZM94 137H92V139H94ZM103 137V136H102ZM119 137V136H117ZM124 137V136H123ZM122 137V138H123ZM126 137V136H125ZM134 137V136H133ZM138 137V136H137ZM142 137V136H141ZM69 138V137H68ZM73 138V137H72ZM85 138V137H84ZM98 139L101 138V137H97ZM76 139V138H75ZM103 140L107 139V138H102ZM21 140H23V144H22V147L20 149V153L17 155V161H16V166H15V172H14V175H9L6 173V169H7V166H10L12 165L11 161L14 159V149L18 148L17 147V143L18 142H21ZM80 140V139H79ZM97 140V139H96ZM108 140V139H107ZM114 140V139H112ZM116 140V138H115ZM81 141V140H80ZM83 141V140H82ZM87 141V140H85ZM84 141V143H85ZM92 141V140H91ZM95 141V140H94ZM93 141V142H94ZM98 141V140H97ZM96 141V142H97ZM132 141H133V138H132ZM101 142V140L99 141ZM110 142V141H109ZM136 142V141H135ZM140 142V141H139ZM81 143V142H80ZM87 143V142H86ZM118 143V142H117ZM138 143V141H137ZM136 143V144H137ZM105 144V143H104ZM103 144V145H104ZM139 144V143H138ZM80 145H84V144H80ZM79 145V146H80ZM99 145V144H98ZM103 145H102V148H103ZM106 145V144H105ZM70 146V145H69ZM72 146V145H71ZM76 146V145H75ZM85 146V145H84ZM135 146V145H134ZM83 147V146H82ZM101 147V145H100ZM109 147V146H108ZM115 147V146H114ZM128 147V146H127ZM138 147V146H137ZM183 147V149H184ZM67 148V147H66ZM65 148V149H66ZM73 148V147H72ZM81 148V147H80ZM86 149V147H83ZM90 148V147H89ZM88 148V149H89ZM97 148V147H95ZM105 148V147H104ZM107 148V147H106ZM141 148V147H140ZM188 148V149H189ZM248 149L243 148L245 150H247L249 152V146H247ZM64 149V148H63ZM69 149V148H68ZM66 149V150H68ZM76 149V148H75ZM99 149V148H98ZM127 149V148H126ZM147 149V148H146ZM181 149V147H180ZM179 149V150H180ZM186 149V148H185ZM71 150V149H70ZM74 150V148H73ZM84 149H82L83 151ZM97 150V149H96ZM101 150V149H100ZM110 150V149H109ZM79 151V150H78ZM89 152V150H86ZM86 151L84 152L86 154ZM92 151H93V148H92ZM99 152V150H97ZM96 151V152H97ZM103 151V150H102ZM101 151V153H102ZM127 151V150H126ZM137 151V150H136ZM150 151V150H149ZM155 151V149H154ZM153 151V152H154ZM8 152V153H7ZM77 152V151H76ZM75 152V153H76ZM81 152V151H80ZM79 152V153H80ZM87 152V153H88ZM106 152V151H105ZM103 152V154L105 153ZM110 152V151H109ZM108 152V154H109ZM114 152V150H113ZM112 152V153H113ZM146 152V151H145ZM178 152V151H177ZM63 153V154H62ZM69 153V152H68ZM82 153V154H84ZM90 153V152H89ZM88 153V155H89ZM94 153V152H92ZM107 153V152H106ZM152 153V152H151ZM71 154V153H70ZM77 154V153H76ZM84 154V155H85ZM117 154V153H116ZM144 154V153H143ZM148 154V153H147ZM88 155L86 154V156L88 157ZM99 155H102V154H98L96 153V155H94L93 157H96V158H93V159H97L99 158ZM106 155V154H105ZM105 155H103V158L106 157ZM119 155V154H118ZM118 155L116 157H118ZM126 155V154H125ZM124 155V156H125ZM153 155V154H151ZM176 155V153H175ZM64 156V155H63ZM79 156V155H78ZM78 156H74V157H77ZM113 156V155H112ZM115 156V155H114ZM136 156V155H135ZM111 157V156H110ZM121 157V156H120ZM203 157V156H202ZM80 159L82 158L81 155L79 157ZM85 158V156H84ZM89 158V157H88ZM91 158V157H90ZM102 158V157H101ZM102 160H106L107 158H104ZM139 158V156H138ZM62 159V157L60 158ZM65 159L63 157L62 161L64 160L65 162ZM70 159V157H69ZM72 159V157H71ZM80 159H77L78 161ZM87 159V158H86ZM109 155H108V160H109ZM117 159V158H116ZM122 159V158H121ZM148 159V158H147ZM100 160V159H99ZM99 160H96L98 163H99ZM114 160V159H113ZM123 160V159H122ZM135 160V159H134ZM61 161V160H59ZM61 161V162H62ZM71 161V160H70ZM81 161V160H80ZM86 161V160H85ZM90 161V159H89ZM92 161V160H91ZM115 162H120V161H116L114 160ZM93 162V161H92ZM95 162V163H97ZM107 162V161H106ZM145 162V161H144ZM143 162V163H144ZM63 163V162H62ZM97 163V165H98ZM100 163H105L104 162H100ZM99 163V165H100ZM112 163V162H111ZM149 163V161H148ZM176 163V162H175ZM66 164V163H65ZM64 163L62 165H65ZM67 164V166H68ZM82 164V163H81ZM89 164V163H88ZM107 164H109V161L107 162ZM107 164H102L103 166H107ZM113 164V163H112ZM62 165H60L61 168ZM80 165V164H79ZM83 165V164H82ZM96 165V164H95ZM138 165V164H137ZM66 166V167H67ZM102 166V167H103ZM109 166V165H108ZM108 166L106 167L107 169L104 171H107L108 170ZM145 166V165H144ZM153 166H154V163H153ZM65 167V166H64ZM82 167V166H81ZM85 167V166H84ZM135 167V166H134ZM141 167V166H140ZM139 167V168H140ZM151 167V165H150ZM156 167V166H155ZM68 168V167H67ZM80 169V167H78ZM96 169H98V167L96 166L95 167ZM111 169V167H109ZM126 168V166L124 167ZM76 169V168H75ZM154 169V168H153ZM138 170V169H137ZM60 171V172H59ZM74 171V170H73ZM8 172V170H7ZM71 174V172H69ZM137 173V172H136ZM136 173H133L132 170H119L117 172H112L110 171L109 173V177H116L117 179L119 178H122L124 176H133L134 174ZM142 173V172H140ZM58 174V176H57ZM63 178H61V180L59 179L60 176ZM139 175V174H138ZM65 176V177H64ZM71 177L69 180H66L67 182H64L62 185H58L60 184L59 181L57 179H59L60 181L64 180V178L66 177ZM74 176V174L72 175ZM80 176V177H79ZM176 176V175H175ZM79 177V178H77ZM129 177V178H130ZM77 178V179H76ZM89 178V177H88ZM101 178V176L99 177ZM114 178V179H116ZM125 178V177H124ZM134 178V177H133ZM67 179V178H66ZM82 179V178H81ZM84 179V178H83ZM91 179V178H90ZM108 179V178H107ZM109 179H112V178H109ZM108 179V181H110ZM116 179V180H117ZM116 180H114L116 182ZM122 180V179H121ZM121 180H119V183L122 184V182H120ZM152 181L149 183V181ZM44 181H47L46 183L48 184L45 185V187L43 186V182ZM78 181V180H77ZM82 181V180H81ZM94 181V180H93ZM100 181V180H99ZM106 181V180H105ZM123 181V180H122ZM80 182V181H79ZM89 182V181H88ZM97 182V181H96ZM118 182V180H117ZM126 183V182H124ZM145 183V182H144ZM80 184V183H79ZM116 184V183H114ZM132 184V183H131ZM151 184V185H150ZM77 185V184H76ZM81 185V184H80ZM80 185H78L79 187H81ZM84 185V184H83ZM112 185V184H111ZM118 185V184H116ZM115 185V186H116ZM150 185V186H148ZM47 186V187H46ZM114 186V189L115 190L116 188H118L117 186L115 187ZM139 186H140V183H139ZM78 187V188H79ZM129 187V186H128ZM67 188H69L68 190H66ZM77 188V186H76ZM78 188L76 191H78ZM120 188V187H119ZM122 188V187H121ZM136 188V187H135ZM109 189V188H108ZM137 189V188H136ZM143 189V188H141ZM141 189H137L136 191L139 192V190ZM146 189V188H145ZM44 190H47L46 194L44 193ZM110 190V189H109ZM129 190V189H128ZM127 191V190H126ZM131 191V190H130ZM153 191V190H152ZM176 191V192H175ZM54 192L55 194H52L51 193ZM67 194H71V193H68ZM74 192V191H73ZM137 192V194H138ZM61 193V195L63 194ZM161 193V194H160ZM48 194H50L51 196H49ZM58 195V194H57ZM73 195V193H72ZM76 195V194H75ZM135 195V194H134ZM179 195V194H177ZM46 196V197H45ZM54 199L52 200L51 199V202H50V199ZM99 196V195H97ZM120 196V195H119ZM123 200H126L125 199V196L126 194H123L121 195ZM142 195H138V198L141 197ZM48 197V199H47ZM75 197V196H73ZM72 197V198H73ZM113 197V196H112ZM111 197V198H112ZM128 197V196H127ZM161 197V196H160ZM71 198V197H69ZM68 198V199H69ZM71 198V199H72ZM76 198V197H75ZM96 198V197H95ZM98 198V197H97ZM103 198V197H102ZM115 198V197H114ZM133 198V197H132ZM158 198V196L156 197ZM57 199V198H56ZM67 199V200H68ZM78 199V197H77ZM105 199V198H104ZM110 199V197H109ZM141 199V198H140ZM150 199V198H149ZM152 199V198H151ZM64 200V199H62ZM81 200V199H80ZM87 200V199H86ZM121 200V199H120ZM128 200V199H127ZM147 200V199H145ZM65 201V200H64ZM70 202H67L68 205L69 203L72 204V202L74 201L73 200H70ZM77 200H75L76 202ZM96 201V200H95ZM108 201V200H107ZM111 201V204L109 203V207L110 209H108V212L107 213H110V217L106 219V221H114V219L116 218H119V212L120 210L118 209V205L114 203V199L110 200ZM129 201V200H128ZM66 202V201H65ZM79 202V201H78ZM77 202V203H78ZM87 202V201H86ZM85 202V203H86ZM122 202V201H121ZM120 202V203H121ZM61 203V202H60ZM66 203V204H67ZM74 203V202H73ZM76 203V205H77ZM81 203V202H80ZM126 203V202H125ZM133 203V202H132ZM65 204V205H66ZM119 204V202H118ZM122 204V203H121ZM120 204V205H121ZM124 204V203H123ZM144 204V203H143ZM142 204V205H143ZM51 205V206H50ZM60 205V204H59ZM67 205V206H68ZM74 205V204H73ZM72 205V206H73ZM75 205V206H76ZM87 205V204H86ZM93 205V204H92ZM127 205V204H126ZM155 205V204H154ZM61 206V205H60ZM64 205H62L61 207H63ZM75 206H73L72 208H74ZM98 205H96L97 207ZM104 206V205H103ZM49 207H51V209H49ZM59 207V206H58ZM65 207V206H64ZM63 207V208H64ZM79 207V205H78ZM83 207V206H82ZM85 207V206H84ZM108 207V206H107ZM164 207V206H163ZM81 208V207H80ZM121 208V207H119ZM126 208V206H125ZM143 208V207H142ZM68 209V208H67ZM76 208H74V211H75ZM86 209V208H85ZM107 209V208H106ZM132 209V208H131ZM139 209V208H138ZM54 210L56 211V208H54ZM53 210V211H54ZM134 210V208H133ZM67 211V210H66ZM70 211V209L68 210ZM78 211V210H77ZM82 211V210H81ZM89 211V210H88ZM106 211V210H105ZM129 211V210H127ZM146 211V210H145ZM46 212H49L48 214ZM87 212V211H86ZM97 212V211H96ZM126 212V211H125ZM148 212V211H147ZM73 213V212H72ZM71 213V214H72ZM77 213V212H76ZM91 213V212H90ZM99 213V212H97ZM106 213V214H107ZM129 213V212H128ZM162 213V212H161ZM48 216H47V215ZM61 214V217L62 214H66L67 216H70V214L68 215L67 212H60ZM75 214V213H74ZM72 214V215H74ZM82 214V212H80V215ZM105 214V212H104ZM50 215V217H49ZM77 215V214H76ZM79 215V218H81ZM94 215V214H93ZM132 215V214H131ZM85 216V215H84ZM102 216V215H101ZM106 216V215H105ZM128 216V215H127ZM130 216V215H129ZM164 216V215H162ZM66 217V216H65ZM76 217V216H74ZM73 217V218H74ZM68 218V217H67ZM89 217H87V220H88ZM95 218V217H94ZM66 219V218H65ZM71 219V217L69 218ZM77 219V218H76ZM82 219V218H81ZM93 219V218H92ZM105 219V218H104ZM128 219V218H127ZM64 220V219H63ZM161 220V219H160ZM68 221V220H67ZM77 221V220H76ZM95 221V219H94ZM97 221V220H96ZM95 221V222H96ZM103 221V220H102ZM61 222V220H60ZM63 222V221H62ZM81 221H79L80 223ZM83 222L85 223V219L83 220ZM87 224V227L85 228H90L88 227V225L90 224L88 221H86ZM93 222V221H92ZM155 222V221H154ZM163 222V221H162ZM54 223V224H55ZM64 223V222H63ZM89 223V224H88ZM94 223V222H93ZM48 224H50L51 226H48ZM60 224V223H59ZM58 224V226H59ZM100 224V223H99ZM154 225V224H152ZM56 226V225H55ZM62 226V225H60ZM83 226V225H82ZM91 227L92 226V223L91 225H89ZM96 226V225H95ZM148 226V225H147ZM151 226V225H149ZM49 227L51 228V231L49 230ZM153 227V226H152ZM58 228V227H57ZM64 228V227H63ZM84 228V229H85ZM145 228V227H144ZM153 229V228H152ZM54 230V229H53ZM82 230V229H81ZM78 231L79 233L81 232ZM131 230V229H130ZM150 230V229H149ZM56 231V230H55ZM64 231V230H63ZM77 231V229H76ZM84 231L83 230L82 234L84 235L85 237V234H84ZM90 233L92 231V234H93V239L97 240V241H100V244H101V241L104 242L105 241H110L109 238L110 236L103 232L102 230L100 229H95L94 227L93 228H90ZM59 232V231H57ZM62 232V231H60ZM140 232V231H139ZM150 232V231H149ZM152 234L155 235L156 238H160V239H163V241H166L170 235V230L169 229H165V230H161V229H158V228H154L153 230H151ZM63 233V232H62ZM77 233V232H76ZM75 233V234H76ZM86 233V232H85ZM89 233V232H88ZM59 234V233H58ZM81 234V235H82ZM60 235V234H59ZM79 235V234H78ZM82 235V236H83ZM80 236V235H79ZM81 236V237H82ZM58 237V236H57ZM56 237V238H57ZM76 237V235H75ZM60 238V237H59ZM79 238V237H78ZM58 239V238H57ZM77 239V238H76ZM131 239V238H130ZM149 239V238H148ZM117 240V239H116ZM60 241V240H59ZM72 241V240H70ZM93 241V240H92ZM91 241V242H92ZM90 242V241H89ZM95 242V241H93ZM113 242V241H112ZM60 243V242H59ZM75 243V242H74ZM87 243V242H86ZM98 243V242H97ZM111 243V242H109ZM102 244V245H103ZM180 244V243H179ZM61 245V244H59ZM77 245V244H76ZM79 245V244H78ZM99 245V243H98ZM108 245V244H107ZM105 245V246H107ZM114 245V243H113ZM134 245V244H133ZM94 246V245H93ZM96 246V245H95ZM110 246V245H108ZM120 245H118L119 247ZM60 247V246H59ZM62 247V245H61ZM104 247V246H103ZM58 248V247H57ZM63 248V247H62ZM74 248V247H73ZM65 249V248H64ZM62 249V250H64ZM115 249V248H114ZM119 249V248H118ZM59 250V249H58ZM61 250V249H60ZM69 250V249H67ZM76 250V248H75ZM79 253H81V255L83 257L81 258H84L86 255L88 256L87 254V251H85L84 249L81 250L79 249ZM108 250V248H107ZM111 250V249H110ZM120 250V249H119ZM137 250V249H136ZM45 254V252H47ZM98 251V250H96ZM113 251V250H112ZM111 251V252H112ZM188 251V250H187ZM62 252V251H61ZM77 252V251H76ZM104 252V251H103ZM68 253V252H67ZM97 253V252H96ZM94 254V253H93ZM98 254V253H97ZM106 254V252H105ZM113 254V253H112ZM117 254V253H116ZM64 255V254H63ZM102 255V254H101ZM108 255V254H107ZM111 255V254H110ZM187 255V254H186ZM189 255V254H188ZM104 256V254H103ZM106 256V255H105ZM109 256V255H108ZM66 257V255H65ZM90 257V256H89ZM100 257V256H99ZM107 257V256H106ZM71 258V257H70ZM79 258V257H78ZM80 258V259H81ZM92 258V257H91ZM109 259V258H108ZM113 259V258H112ZM98 260V259H97ZM96 260V261H97ZM110 260V259H109ZM64 261V260H63ZM74 261V260H73ZM76 261V260H75ZM95 261V260H94ZM99 261V260H98ZM111 261V260H110ZM109 261V262H110ZM107 262V263H109ZM66 263V262H65ZM71 263V262H70ZM73 263V262H72ZM86 263V261H85ZM104 263V261H103ZM110 264V263H109Z\"/></svg>",
	"mask_w": 264,
	"mask_h": 264
}]
</instances>
